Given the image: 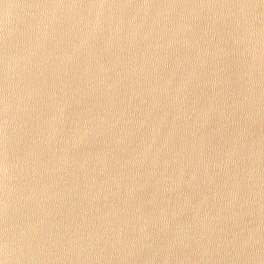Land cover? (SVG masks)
<instances>
[{"label": "water", "instance_id": "95a60500", "mask_svg": "<svg viewBox=\"0 0 264 264\" xmlns=\"http://www.w3.org/2000/svg\"><path fill=\"white\" fill-rule=\"evenodd\" d=\"M0 264H264V0H0Z\"/></svg>", "mask_w": 264, "mask_h": 264}]
</instances>
